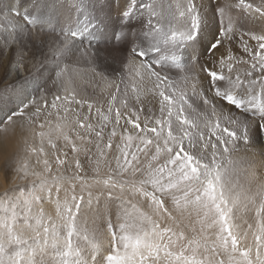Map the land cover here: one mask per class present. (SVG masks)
<instances>
[{
	"label": "snow or ice",
	"instance_id": "6c2138e0",
	"mask_svg": "<svg viewBox=\"0 0 264 264\" xmlns=\"http://www.w3.org/2000/svg\"><path fill=\"white\" fill-rule=\"evenodd\" d=\"M84 7L0 9V58L40 93L0 119V143L21 137L0 264H264V180L245 188L237 156L264 134V0H119L99 64ZM81 61L100 99L77 90Z\"/></svg>",
	"mask_w": 264,
	"mask_h": 264
},
{
	"label": "rangeland",
	"instance_id": "374dc122",
	"mask_svg": "<svg viewBox=\"0 0 264 264\" xmlns=\"http://www.w3.org/2000/svg\"><path fill=\"white\" fill-rule=\"evenodd\" d=\"M9 2L10 0H0V9H4L5 11H7ZM20 2L21 0H15L16 4H19ZM32 2H34V0H25V6L28 9H31ZM93 5H95V9L93 8ZM118 5H119V0H98V2L97 0H91V2L90 0H84V6H85L84 11L83 13H78L82 21L86 19H92L93 17H98L99 21H103V23L100 24L99 28L96 30V34H95L96 38L92 40V44H91L92 48L96 49L97 47H99V49H101L100 58H99L101 60H104V57L106 56L105 48L109 44L113 22L117 20L116 10L118 8ZM22 11L23 9H21V12ZM97 22H98L97 20H93V23H97ZM34 32H36V30H34ZM44 38L46 37L43 34H40L39 37H37L36 35L33 36V39H44ZM84 46H89L87 41H85ZM29 47H31L30 42H29ZM14 59L15 56L13 55V63H9V57L7 53L5 54L4 57L0 58V119H3L6 115L10 114V112L15 109L16 107L15 95L16 92L22 86L28 87L30 90H32L33 94L36 95L37 98L39 97L40 94L35 92L36 81L34 80V77L36 73L32 71L30 75V71H31L30 64H29V70H22L23 77L21 83L16 84L14 81L10 84L8 82L7 74L11 71L13 67H15ZM98 61L100 62V60ZM71 67L83 73V78H82L83 82H81L82 85L86 86L84 82L85 74H87L89 80H93L90 73L91 66L86 64L85 62L81 61L80 64H72ZM45 75H47V73H45ZM47 87L52 88L51 81H49ZM55 90L56 89L53 88V91ZM43 91L44 90L41 89V92ZM86 91L89 92L90 90H86ZM92 91L94 93L91 94V96L94 97L96 91L94 89H92L91 92ZM79 92L83 94L85 91L79 90ZM0 127H3V125H0ZM260 145L263 147V151L259 150ZM262 152H264V134H262L259 137V139L254 140V142L250 145L244 146L243 144H241L240 151L237 154L238 158L241 160V169H240L241 174L239 177L240 183L244 185L245 188L251 187L253 191H255V184L252 185L248 184V174L250 172H254L257 178L264 180V154H262ZM0 161L2 162L1 158ZM0 180H2L0 182V192H3L5 187H7L8 185L5 184L2 178Z\"/></svg>",
	"mask_w": 264,
	"mask_h": 264
},
{
	"label": "bare ground",
	"instance_id": "6f19581e",
	"mask_svg": "<svg viewBox=\"0 0 264 264\" xmlns=\"http://www.w3.org/2000/svg\"><path fill=\"white\" fill-rule=\"evenodd\" d=\"M97 48H99V47H97ZM98 60H100V62ZM98 60H97V63L98 64L103 62V60H101V59H98ZM107 62L108 63H112V60L110 58H108V61ZM22 73H23L22 70L17 71V69L15 70V67H13L11 69V71L7 74L8 82L10 84L12 82H14V81H15L16 84L17 83H21V80H22V77H23V74ZM82 78H83V75L80 76V77H77V84H76L78 91L79 90L85 91L83 94H81V93L80 94L82 96H85V97H90V98H93V99H100L101 98L102 89H103V84L102 83H98L97 82L98 81L97 79L96 80H89V77L87 76V74H85V76H84V82H85L86 86H84V85L81 84V82H83L82 81ZM29 85H31V84H29ZM92 89H94L96 91V93L94 94V97L91 96V94L94 93L93 91L91 92ZM86 90H90V91L87 92ZM37 99H39V97ZM49 99H51V96H49ZM19 123H20V121L17 118V125H19ZM3 135H4L3 133L0 134V136H3ZM9 136H10V138L5 139L3 143H0V158L2 159V162L0 161V168H2L3 165H4V163H5V153H7V155L11 156L14 153V151L16 150V148L18 147L19 140L21 139V137H20V135H19L18 132H17V134H16L15 137H11V133L9 134ZM256 149H257V147H256ZM259 150H262L263 151V147L261 145H260V149ZM254 151H255V149H254ZM249 159H251V158H249ZM251 162H252V160H251ZM1 181L2 180H0V182Z\"/></svg>",
	"mask_w": 264,
	"mask_h": 264
}]
</instances>
